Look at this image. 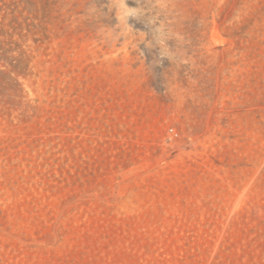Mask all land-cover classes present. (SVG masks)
<instances>
[{
	"label": "rangeland",
	"instance_id": "rangeland-1",
	"mask_svg": "<svg viewBox=\"0 0 264 264\" xmlns=\"http://www.w3.org/2000/svg\"><path fill=\"white\" fill-rule=\"evenodd\" d=\"M0 264H264V0H0Z\"/></svg>",
	"mask_w": 264,
	"mask_h": 264
}]
</instances>
